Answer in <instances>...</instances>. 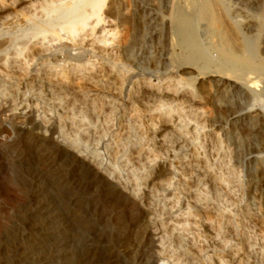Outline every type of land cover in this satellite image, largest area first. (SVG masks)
<instances>
[{"label": "rangeland", "instance_id": "obj_1", "mask_svg": "<svg viewBox=\"0 0 264 264\" xmlns=\"http://www.w3.org/2000/svg\"><path fill=\"white\" fill-rule=\"evenodd\" d=\"M1 2L3 1L0 0ZM6 4H9L10 10L13 11L15 6L10 3ZM35 4L32 9L27 10L25 16L20 17L18 22L12 21L0 25V69L5 58L14 52L12 46V48H7L9 41L13 40L12 38L17 39V43L18 41L19 43L29 42L31 46L36 40V38L32 39V33L37 30V25H40L43 21H48L47 18L54 19L57 16L56 14L47 16L46 5L42 0H38ZM205 4L203 1L197 3L196 0L195 3L194 0H106L102 10V22L99 27L114 31L107 36L108 42L97 41L94 36H89L83 45H79L78 42L72 39L65 40V42L63 40L61 43L55 44L47 54H42L38 49H35L36 53L34 52L32 58L30 56V61L27 57L26 60L29 63L26 62L24 69L8 72L9 76H5L0 72V77H2L0 78V264H16L18 256L16 249L21 254L24 252L26 255L28 254V257L31 258L29 260L33 261L34 264H81V257L84 255L86 246L95 240L96 234L103 237L102 241L96 242L98 245V247L96 246V255L101 257L108 255V253L115 255L114 260L109 264H172L171 254L177 248V241L170 235H166L164 250L160 251L159 248H156L157 241L150 234L153 227L159 228L161 226L159 224L162 221H170L169 218L162 216V218L157 217V219L154 215L149 216L150 219L146 218L149 231L139 241V245L133 247V251L137 256L136 260L133 261L130 254L120 248L118 242L122 237L127 238L129 236L128 232H130L131 224L139 217L140 213L135 202L133 204L134 200L127 193L121 192L119 187L110 186L109 184H97L90 176H87L84 181L80 204L76 205H81L84 216L91 221L93 228L90 232L76 228L72 233L74 235L73 243L69 244L71 233L66 228V218L70 209L62 200L55 198L52 188L47 186L49 173L47 174L46 168L37 164L39 146L32 135L20 132V126H25L35 134L45 123L44 120L50 119L48 125L52 126L56 123L59 113L63 112L54 104L55 97L48 93L45 88L47 86L39 88L40 81L44 80L46 82L61 83L69 89L86 93L90 100L99 96H107L115 101L113 116L110 121H107L105 115H103L104 113L100 111L93 116L96 120L94 118L92 120L98 128L93 133L94 136L92 135L91 148L97 147L102 153L104 161L109 158L105 149L106 143L112 142L118 134L125 133L128 125H133L137 136L148 137L150 135L149 138L155 141L159 130L166 124L164 116L160 114L161 111L157 107L160 103L149 101L146 105H141L134 101V97L137 96L136 93L143 84L152 83L155 87L160 86L162 90L167 87L168 81L170 85V83L172 84L180 79L177 76L182 74V70L177 68L175 62L177 57H171V55L181 54L185 52L183 49L187 51V48L182 44L181 37H178V35L176 37L171 32L172 30H169L168 26L165 25V22H168V18L169 20L172 19L170 16L175 10L174 5L178 9L179 7L190 9L196 7V5L203 9L206 6ZM216 4L218 5L212 8L209 18L204 19L200 14L202 18L200 22L208 23L209 19V23H211L210 21L215 23L219 16L220 21H223L222 23L225 25L227 23V27L230 24L229 30L232 28V32L238 34L244 47L249 49V55L254 58L253 60L258 65L264 68V54L262 52L264 0H217ZM146 7L150 8L147 10L148 14L152 12L151 14L156 17L154 23L149 22V15H146L147 12L144 9ZM30 20L31 22H28ZM249 24L254 25L256 30L250 33L247 29ZM67 26L69 25L63 26V33L68 32L64 29ZM30 32L32 33L30 34ZM177 38L181 39V42H178ZM71 41L73 42L71 43ZM171 41L177 42L178 46L176 47V44L174 46ZM45 58L53 63L64 65L83 63L87 69L81 73L70 74L68 78H57L51 81L52 79L45 78L46 76L42 74L44 73L43 60ZM183 77L185 78V76ZM198 82L199 80H193L194 85L192 87L188 85L180 91V100L178 98L170 104L174 109V115H172L173 120L170 122L173 125H170L169 131H172V135L180 137L179 125L184 124L180 122L181 119L190 120V133L188 132L187 137L180 139L183 145L182 156L185 157L188 163L186 169L188 173L185 174L194 182L195 180H201L200 186L206 187L212 204L214 203V205L211 204L212 206L210 205L207 208L208 211H205V215L204 212L198 209H194L196 212L194 213L203 216L202 218L205 216L210 217L215 221L214 223H218L217 217L221 209L226 210V213L220 219L222 221V223L220 221L221 227L219 223L214 224L210 231L202 223L191 222L190 225L193 228L190 227V232L185 231L184 233L185 236L187 235L185 247L192 248L195 252L197 249H201L202 246V249H206L205 251L213 256L211 264H219L217 262L219 259H226L228 264H236V262L237 264H264V238H262V234H264V184L261 179L264 172V138L255 136L248 127L250 112L255 109L264 113V97L258 99L259 101L254 100L256 104H252L254 103L253 100L245 101L239 93L234 92L231 98L243 113L239 120H234L231 119L232 117L228 113L219 112L213 100L209 98L191 100V89L196 90ZM42 90L44 95L40 96L38 92ZM182 92L189 93L190 97L183 98ZM200 101L201 103H198ZM21 104L26 105L25 114L22 116L19 113ZM174 116L176 117L174 118ZM177 120L180 121L177 122ZM101 130L102 132H100ZM49 132L48 135L51 136L52 132ZM95 133H97L96 136ZM101 133L103 135L99 139L98 136H101ZM57 136V133L52 135L54 138H57ZM52 156V161L60 171L59 173L65 178L66 173L69 174V171L64 147L54 150ZM23 157L29 160L26 165L21 162ZM192 171L193 173H191ZM124 174L126 173L123 172ZM227 178L228 180H221ZM38 183L41 187H44V194H41L43 196H37L38 193H34L37 189L35 186ZM193 189H195L194 186ZM185 199L186 201H184ZM46 200H53L52 204L55 207L54 213L50 217V227L58 233L55 237V245L48 250V257L39 260L38 254L30 250L28 243L30 240L35 239L39 244H45L46 240L41 229H31L29 223L26 222V217L28 211L36 207L35 203L37 201L46 202ZM181 201L177 205V210L187 208V198L182 197ZM159 205L162 206L161 202ZM211 215L213 216L211 217ZM217 225L219 227L216 231ZM214 232L219 233V235L215 237ZM229 240L231 243L228 242ZM235 252L239 253L236 255ZM161 254H164V256H161ZM234 257H236V261ZM182 260L185 261L184 257H182ZM94 261H96L95 258ZM86 263L92 264V260H88Z\"/></svg>", "mask_w": 264, "mask_h": 264}, {"label": "bare ground", "instance_id": "obj_2", "mask_svg": "<svg viewBox=\"0 0 264 264\" xmlns=\"http://www.w3.org/2000/svg\"><path fill=\"white\" fill-rule=\"evenodd\" d=\"M2 1L3 2L0 3L1 26L12 21H15V23L18 22L20 20V17L25 16L27 10L32 9V7L36 5L35 3L38 2V0H2ZM42 1L46 5L45 11L47 12V16L52 14H56L57 16L56 17L53 16L54 19H51V17L47 18L49 19L48 21L45 20L46 22L43 21L40 23V25H37V30H35V33L34 31L33 33L30 32V34L31 33L33 34L32 35L33 37L31 36L32 39L36 38L37 40V41L35 40L36 43L31 42L34 45L31 44L30 46L29 42L19 43L18 41L17 43L16 42L17 39L15 40L14 38H12L13 40L9 41V45H7V48L12 46L14 52L12 54L10 53V55L7 56L3 61V63L1 64L2 68H4L6 71L4 69L2 70L1 68L0 72L5 76H9L8 72H12L18 69H24L26 67L25 66L26 62L28 61L26 60L27 57L29 58L30 61V56L32 58V56H34V54L36 53L35 49H38L39 52L42 54H47L48 52H50V50L55 44L61 43L63 40L65 42V40L72 39L75 42H78L79 45H83L89 36H94V38L97 41L106 43L109 41V39H107V36L114 32L112 30H107L105 28L99 27V25L102 22V13H103L102 10L106 0H42ZM200 1L206 3L205 8L201 9L197 5L196 7H194L195 5L194 4L193 5L194 8H192L191 6L190 8L188 6L192 10L186 7L184 8L179 7L178 9L176 5H174L175 10L173 9L174 11L172 13V16H170V18L172 17V19L169 20L168 18V22H165V25L168 26L169 30H172L171 32L174 35H176V37L177 35L178 37H181L182 44L185 46V48H187V51L186 49H183L185 50V52L181 54H177L176 56H174V54L171 53L172 54L171 57L172 56L175 58L177 57L175 61L177 63V68L179 70H182L181 75L177 73L178 74L177 77H179L180 79L176 80L172 84L170 83V85L168 81L167 87L162 90L160 86L155 87L151 82H150L151 84L148 85L143 84L140 87V90H138V93H136L137 96L135 97L133 96L134 101L137 104L146 105L149 101L160 103L157 107L161 111L160 114L164 116L166 120V124L161 130H159L155 141H152V139L149 138L150 135L148 137L137 136L134 132L133 125H128V126L126 125L127 128L125 133L118 134L112 142L106 143L105 149L107 150V154L109 158L107 161H104V158L102 157V153L99 151V149L97 147L94 149L91 148L92 146L90 141L93 140V136H94L93 133L98 128V127L96 128L97 125L95 126L93 124L94 121L92 122V120L94 118L93 116L97 115L96 113L100 111L104 113L103 115H105L106 117L105 119L107 121H110L111 117L113 116L115 101L108 98L107 96H99L95 99L90 100L89 96L86 93L69 89V87L67 88L61 83L58 84L48 81L46 82L44 80L40 81L41 82L40 85L37 83L39 85V88L41 87L43 88L47 86L45 88L48 91V93L52 97H55L54 104L60 109H62L63 112L59 113L56 123L52 126L48 125L50 119H48L47 121L44 120L45 123L41 126L39 131L35 132V134L29 129H27L25 126H20V132L28 133V135H32L35 138L36 143L39 146V151L37 153V164L46 168L47 174L49 173V176H47L48 178L47 186H49V188H52L55 198H59L60 200H62L64 204H66L70 209L68 217L66 218V228L68 229L69 233H71L69 244L73 243L74 235L72 233L76 228L89 232L93 228L91 221L84 216L83 214L84 210L82 207H80L81 205L79 206L76 205V204H80L81 189L83 184L85 183L84 181L87 176H90L93 179V181L96 182L97 184H109L110 186L115 185L116 187H119V190H121V192L127 193L134 200L133 204L135 202V205L139 210L140 213L139 217L131 224V229L129 228L130 232H128L129 236L127 238L122 237L118 242L120 248H122L123 251L130 254L133 261L136 260L137 257L133 251V247L135 245H139L138 244L139 241H141L142 238H144V236L146 235L147 231H149L148 224L146 223L147 221L146 218L148 217L150 219L149 216L154 215L156 216V218L157 217L162 218V216L164 217L166 216L170 220L168 222L162 221L161 224H159L161 225L159 228L153 227V229H151L150 231V234L152 235L153 239L157 241L156 248H159L160 251L164 250V240L166 239L165 237L166 235H170L177 241L176 243L177 248L175 250L173 248L174 252L172 250L173 253L171 254L172 264H211L213 262V256L208 252H206L205 251L206 249L205 250L202 249V246L201 249H197V250L195 249L196 250L195 252L193 251L194 249L192 248H186L185 243L187 241L186 238L187 235L185 236L184 233L185 231H189L191 228H193L190 225L191 222L202 223L209 229V231L213 228L214 224L219 223L221 227L222 221L220 219L225 216L226 210L221 209L219 214L216 211L218 214L217 217V219L219 220L218 223L217 222L214 223L215 221L210 217L208 218L205 216L206 219H204L205 217L202 218L203 216L195 214L196 212L194 211V209H198L201 212H204L205 215L206 213L205 211L212 204V200L209 191L206 189V187L200 186L201 180L200 181L195 180L196 182L195 183L194 181H192L191 178H189L185 174L188 173L186 172L188 163L185 157L182 156L183 145L180 139L183 137H187L188 132L190 133L189 130L190 120L186 121V119H181L182 118L181 116L180 118L181 121L180 120L179 121L184 124L179 125L180 137L172 135L171 134L172 131L171 132L169 131V127L172 124V123L170 124V122L173 120L172 115H174L173 112L174 109L172 106H170V104L176 101L178 98H179L178 100H180L181 97L180 91L183 88H185L188 85L192 87L194 85L193 80H199L198 88L196 90L191 89V93H192L191 97L190 95H188L189 93L187 94V92L186 93L182 92L183 98L190 97L191 100H197L200 98H204V99L209 98L210 100H213L219 112L228 113V115L232 117L231 119L239 120V118L243 115V113H241V110L238 109L236 102L232 100L231 96L234 94V92H237L241 95V98L244 99L245 101L253 100L254 103L252 104H256L254 100L257 101L258 99L259 100L262 99V97H264V68L258 65V63H256L255 60H253L254 58H252L249 55V49L244 47L238 34L233 33L231 30L232 28L230 29L231 30L230 31L228 28L230 27V24L227 27V23L225 22L226 25L222 23L223 21L222 22L220 21L221 18L219 19V16H218V20L215 23H212L213 21H210L211 23H209V19H208V23L200 22V19H202L200 14H202L204 19L209 18L210 14L212 13V8L219 4V3L216 4L217 0H196L197 3H199ZM5 2L12 4V6H15L13 11L10 10L9 4H6ZM144 9L146 10L147 12L146 15H147L148 14L147 10L150 8L146 7ZM151 13L148 14L149 15L148 20L149 22L154 23L156 21V17H154V14ZM164 19L166 20L165 17ZM31 20L28 22H31ZM252 24L247 25L248 26L247 29L250 33L253 30H256L254 25ZM64 25H69L67 26V28L64 27V29L68 31L67 33H63ZM29 39L32 40L31 38ZM177 39L179 40V38ZM180 40L178 42H181ZM72 42L73 41H71V43ZM171 42L172 44L174 43V41ZM176 43H174V46ZM177 46L178 45L176 44V47ZM180 48L182 49V47ZM262 52L264 54V41H263ZM29 61L27 63H29ZM43 61H44L43 63L44 73L42 74L46 76L45 78L52 79L51 81L57 78H63V77L68 78L70 74L81 73L87 69L86 65H83V63H71L70 65H64L60 63H53L52 61H49L46 58ZM183 76H185V78ZM207 84H209V86H207ZM38 94L40 96L44 95L43 90L39 91ZM198 103H201V101ZM19 110L21 116L25 114L26 105L24 106L21 104L19 106ZM47 113L48 112L46 110V114ZM175 117L176 116H174V118ZM248 117H249L248 127L251 133H253L255 136L264 138V113L260 110L254 109V111L249 113ZM94 120L96 119L94 118ZM179 121L177 120V122ZM49 131L52 132L51 133L52 135L54 133H57L58 134L57 138L52 137V135L51 136L48 135ZM100 132H102V130ZM96 134L97 133H95V136ZM100 135L101 136H98L99 139L102 138L103 133H101ZM61 147H64V150L67 155V167L69 174L66 173L65 178L59 173L60 171L55 166L54 161H52L53 159L52 155L54 153V150H58ZM21 160H22L21 162L25 165L29 163L28 162L29 160L26 157H23ZM123 172H125L126 174L123 175ZM191 173H193V171ZM261 179L264 184V172L262 173ZM221 180L225 181L228 180V178ZM193 186L195 189H193ZM35 187L37 189L34 191V193H38L36 195L40 196L44 191V187H41L39 183L36 184ZM182 197H185L188 200L187 208H185L184 210L183 208L181 210H177L176 209L177 205L180 203ZM52 201H47V200L46 202L37 201L35 203L36 207H33L31 210L28 208L30 211H28L26 217V222L29 223L31 229H36V228L41 229L43 231L44 238L46 240L45 244H39L38 242L35 241V239L30 240L28 243L29 247L31 248L30 250L38 254L39 260L48 257L49 255L48 250H50L52 246L55 245L56 243L55 237L58 232L56 230L54 231L50 227V217L52 216V213H54V207H55L53 206ZM184 201H186V199ZM160 202L162 204L161 207L159 205ZM212 205H214V203ZM212 216L213 215H211V217ZM218 227L219 226L217 225V229H215L216 231L218 230ZM195 230L198 231L197 229ZM213 234L215 235V237L219 235V233L217 232L216 233L214 232ZM263 236L264 234H262V238H264ZM102 239L103 237L96 234L95 240H93L92 243L87 244L84 255L83 257H81L82 258L80 262L81 264H87L86 262L88 260L89 261L92 260V264H101V263L109 264L114 260L115 255L111 253H108V255L102 257L96 255V249H97L96 246L98 247L96 242H100L102 241ZM228 242H230V240ZM16 253H18V256L16 255L17 256L16 264H34L33 261L29 260L30 257H28V254L26 255L25 252L21 254L19 253L18 249H16ZM238 253H236V255ZM161 256H164V254H161ZM233 256L234 254L232 255V258ZM182 257H184L185 261L182 260ZM94 258L96 261H94ZM235 258L236 257H234V260L236 261ZM217 262H219V264H228L226 259H219Z\"/></svg>", "mask_w": 264, "mask_h": 264}]
</instances>
